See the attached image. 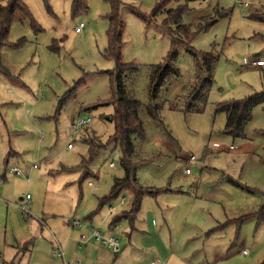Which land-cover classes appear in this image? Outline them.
I'll list each match as a JSON object with an SVG mask.
<instances>
[{
  "label": "rangeland",
  "instance_id": "1",
  "mask_svg": "<svg viewBox=\"0 0 264 264\" xmlns=\"http://www.w3.org/2000/svg\"><path fill=\"white\" fill-rule=\"evenodd\" d=\"M161 1L119 0L117 5L124 23L122 61L144 66L133 85L143 101L148 100L149 67L167 56L173 41L161 27L166 10L178 4L171 1L153 16ZM250 1V6L241 0L188 4L184 23L194 35L193 47L214 52L219 60L206 109L186 113L180 104L175 107V98L194 77L196 65L180 48L179 77L163 91L168 130L149 122L147 139L138 145L146 158L154 157L140 164L139 181L164 190L143 196L134 221L118 222L125 226L120 237L126 229L133 234L127 249L132 261L264 264V219L258 218L264 204V103L253 110L247 138L224 133L226 114L216 112L219 101L264 91V64L253 62L264 61V0ZM25 2L42 29L36 32L18 14L23 20L13 22L11 45L2 49L10 74L0 73V184L10 185L7 196L0 194V264H40L37 256L53 255L46 243L51 223L70 226L78 212L82 222L95 213L96 223L113 206L110 224L134 202L127 188L102 205L115 177L124 175L121 144L110 141L115 107L107 103L113 91L105 71L116 67V59L106 54L111 2L86 0L87 9L77 15L73 0ZM253 13L257 18L250 17ZM80 23L85 26L78 32ZM76 118L90 121L75 131ZM212 141L222 147L207 149ZM193 153L197 160L186 174ZM14 166L25 174L11 173ZM86 168L93 174L82 178ZM26 194L30 203L23 213L20 197Z\"/></svg>",
  "mask_w": 264,
  "mask_h": 264
},
{
  "label": "trees",
  "instance_id": "2",
  "mask_svg": "<svg viewBox=\"0 0 264 264\" xmlns=\"http://www.w3.org/2000/svg\"><path fill=\"white\" fill-rule=\"evenodd\" d=\"M109 1L113 9L110 14V25L107 32L108 47L106 54L116 59V67L105 71L112 81L111 89L113 91L112 99L107 103H112L115 107L111 120L115 123L116 131L110 141L120 142L121 144L123 152L121 166L124 175L115 177L110 196L102 199V205L111 198L117 197L123 190L130 188L134 194L132 209L118 216L116 221H120L122 218L134 221L140 210L143 196L147 193L155 195L164 190V188L157 189L143 185L139 181L138 168L140 164L152 160L154 157L146 158L138 150V145L147 139L149 122L157 129L168 130V124H166L162 114L164 105L167 102L163 91H165L168 84L179 77L177 61L180 48L183 47L194 58L196 65L194 77L183 86V90L175 98V107L180 104L186 113L203 112L206 109L219 57L214 52L200 51L192 45L194 35L191 33L189 26L184 23V16L188 10V4L195 0H162L159 2L153 16L162 8H166L171 1L178 4L176 8L166 10L168 17L161 27L162 31L172 34L173 41L167 56L161 62L150 65L148 100H141L138 98L133 85L135 77L139 75L144 66L136 62L122 61L124 23L117 13L119 0ZM72 7L75 15L84 12L87 9L86 0H73ZM18 14H23L36 32H40L42 29L32 16L25 0L0 2V73L3 74H10V69L2 60V49L11 45L9 33L13 22L19 19L23 20ZM250 17L257 18L254 13ZM261 37L264 40V34ZM20 40L22 42L24 38ZM16 45L15 43L14 46ZM103 103L100 102V104ZM262 103H264V91L256 92L245 98H232L217 102L216 112L226 114L224 133L234 138H247L246 129L253 119V110ZM209 148L210 144L207 146V149ZM97 149L99 148L95 147L93 152ZM88 174L93 173L86 168L82 178ZM246 217L248 215L244 218ZM258 218L264 219V204L260 208ZM116 221H113V223Z\"/></svg>",
  "mask_w": 264,
  "mask_h": 264
},
{
  "label": "crops",
  "instance_id": "3",
  "mask_svg": "<svg viewBox=\"0 0 264 264\" xmlns=\"http://www.w3.org/2000/svg\"><path fill=\"white\" fill-rule=\"evenodd\" d=\"M210 147L213 148V145L217 147H222L220 142H211ZM227 149L234 150V145H228ZM28 175V174H27ZM10 183L3 186L0 184V194L6 195L7 187ZM21 198V197H20ZM0 202H2L0 198ZM85 218V214L83 213ZM82 215V216H83ZM90 219V222H82L81 225L76 226H67L66 223H51L48 227L51 231L49 235V241H46L49 253L53 252L54 243L59 242L62 248L65 251V256L63 258L53 255H48L46 258L37 256L38 260H41L40 264H75L77 259L81 260V264H149L151 260L146 257H142L141 260L132 261L130 255L127 252L128 246L133 244V234L127 229L124 232V236L120 237L118 235L121 228L125 227L118 226V216L112 220L110 224L108 222L112 219L111 216L106 217L105 215L98 222L95 219V213L89 212L87 214ZM106 218V221H104ZM54 221V219H50ZM113 221H116L113 223ZM71 223V221H70ZM98 228L100 233L104 237H116L120 244L121 250L118 253L112 252V248L105 242L100 239H97L93 234V229ZM85 236V238H82ZM42 237V235H41ZM46 240L45 238H43ZM107 244V245H106ZM160 257V256H158ZM159 259V258H158ZM166 260V258H164ZM139 260V262H138ZM169 260H166L164 264H168Z\"/></svg>",
  "mask_w": 264,
  "mask_h": 264
},
{
  "label": "built area",
  "instance_id": "4",
  "mask_svg": "<svg viewBox=\"0 0 264 264\" xmlns=\"http://www.w3.org/2000/svg\"><path fill=\"white\" fill-rule=\"evenodd\" d=\"M241 2L244 4V6H250L251 5V1L250 0H241ZM84 23H80L77 27H76V31L80 32L82 31V29L84 28ZM254 64H258V65H262L264 64L263 60H258V61H253ZM90 121V118H76L73 120L72 122V126L74 128L75 131L78 130L79 127L86 125L88 122ZM72 146V144H69V147ZM197 160V156L193 153L190 156H188L187 158V162L186 165L187 167L185 168V173L186 174H191L193 172V169L191 167V165ZM111 167H115V164L113 162L110 163ZM33 168H37V164L33 165ZM10 172L17 174V175H24L25 171L22 170L19 166H14L10 168ZM30 199V195L26 194L25 197H21V209L23 211V213H26L28 205L30 203L29 201ZM125 199L123 198L121 200V203H124ZM116 211V207L110 206L109 209V217L113 216L114 213ZM82 224V218L78 213L75 214V216L72 218L71 220V225L72 226H76V225H81ZM93 234L97 239L102 240L103 242L107 243L112 250L114 251V253H118L121 250V244L119 242V240L116 237H104L101 235L100 230L98 228H94L93 229ZM82 238H85V236H82ZM244 253H246V251H243ZM53 254L56 256H59L61 258H63L65 256V251L62 248L61 244L59 242L54 243L53 246ZM75 264H81V260L77 259ZM149 264H164V262L158 258H154L152 259Z\"/></svg>",
  "mask_w": 264,
  "mask_h": 264
}]
</instances>
